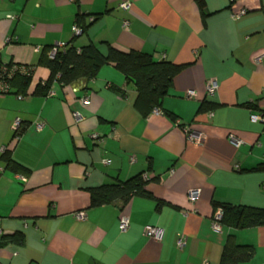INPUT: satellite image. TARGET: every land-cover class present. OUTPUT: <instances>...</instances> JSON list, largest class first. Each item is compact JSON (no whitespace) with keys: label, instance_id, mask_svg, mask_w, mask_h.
<instances>
[{"label":"crops","instance_id":"obj_1","mask_svg":"<svg viewBox=\"0 0 264 264\" xmlns=\"http://www.w3.org/2000/svg\"><path fill=\"white\" fill-rule=\"evenodd\" d=\"M125 1L129 11L120 9ZM204 1L201 9L196 0H0V64L34 69L27 96L0 93V264H220L229 235L255 248L244 264H264V226L212 228L214 203L264 208V171L255 170L264 164V122L252 119L264 112V58L253 61L264 51V0ZM80 17L89 27L74 37ZM70 43L189 66L161 115L140 113L134 84L113 65L93 80L55 82L54 97L35 94L50 78L43 53ZM211 78L219 85L213 96ZM190 90L196 98H187ZM203 103L215 107L199 111ZM188 128L204 135L201 145ZM6 153L25 169L8 168ZM142 173L152 198L90 206L89 189ZM192 189L201 191L196 203ZM81 211L85 221L76 218ZM146 226L161 228L163 239L147 238ZM17 233L22 245L11 241Z\"/></svg>","mask_w":264,"mask_h":264},{"label":"trees","instance_id":"obj_2","mask_svg":"<svg viewBox=\"0 0 264 264\" xmlns=\"http://www.w3.org/2000/svg\"><path fill=\"white\" fill-rule=\"evenodd\" d=\"M196 2L201 9H204V0H196ZM82 21L83 18L80 17L77 23L85 33L89 26L83 25ZM50 50L51 48L46 50L40 60V65L50 70V78L45 84L38 86L35 94L47 96L55 82L62 86H69L79 80H93L104 66L113 65L129 83L134 84L138 94L135 106L145 117L156 109L160 110L162 101L173 88L175 77L189 66V64L178 65L168 61L157 62L149 54L137 51L126 52L109 44L107 55H103L93 43L81 49L70 43L59 50L53 58L49 56ZM22 68L25 70L22 71ZM0 71V80H3L7 87L6 94H14L23 98L28 95L34 69L23 65L0 64ZM214 107L203 103L199 111ZM2 157L12 171L18 172L25 169L14 162L7 153ZM255 170L264 171V164ZM146 185V177L142 173L127 181L91 188L89 189L90 206L100 207L117 200L128 203L136 196L152 198L146 190ZM161 205L162 203L158 202V207ZM214 208L215 212L217 209L223 210L222 226L228 229L246 230L264 226V208L221 203H214ZM11 241L22 245L24 235L17 233ZM255 254L256 250L253 246L239 244L234 235H229L224 245L220 264L249 263Z\"/></svg>","mask_w":264,"mask_h":264},{"label":"built area","instance_id":"obj_3","mask_svg":"<svg viewBox=\"0 0 264 264\" xmlns=\"http://www.w3.org/2000/svg\"><path fill=\"white\" fill-rule=\"evenodd\" d=\"M233 1V0H231ZM132 5L130 2L125 1L120 5V9L124 10V11H129L131 9ZM246 13V11H243L241 15H244ZM236 17H240V16H236ZM10 18H14L12 16H10ZM92 21V20H91ZM129 27V22L125 21L124 22V28L127 29ZM83 31L82 28L79 25H76L73 28V34L74 37L80 36L82 35ZM65 48V45L62 44H57L55 46H53L49 52V56L51 58H53L59 50ZM264 58V51H260L258 52L254 58L253 61L255 64H261ZM25 69L22 68V71H24ZM1 72V71H0ZM45 84V83H43ZM219 89V85H218V81L216 78H211L207 81L206 84V91H207V95L209 96H213ZM0 93L2 94H6L7 93V87L5 86L3 80H0ZM56 94L54 92H52L51 90L48 92L47 96L48 97H54ZM19 98H23V97H19ZM187 98L188 99H194L196 98V93L194 91H188L187 92ZM83 104L84 105H88L89 104V100L88 99H83ZM153 114L156 115H161V111L160 110H154ZM75 118L77 120L81 119V116L79 114H74ZM252 119L254 122H264V112L258 115H253ZM20 126H21V120L17 119L13 125V131L15 133L16 139H20L21 135H20ZM45 127L44 123H39L36 125V129L38 131L42 130ZM188 139L192 142H194L197 145H201L204 142V135L198 132H195L191 129H186L185 130ZM94 138H97L98 135H94ZM232 140H234L236 142L237 145H240L242 143L241 140H237L236 138H233V136H231ZM106 164H109L110 161H106ZM200 190L199 189H192L188 192V200L191 203H196V201L198 200L199 196H200ZM76 218L79 221H85L87 219V214L84 211L78 212L76 214ZM222 219H223V210L222 209H217L216 212L214 213L213 219H212V228L215 232H222ZM130 227V217L128 215H122L120 217L119 220V228L122 232H126ZM144 235L152 240L155 241H161L163 239V235L164 232L161 228L156 227V226H146L144 228ZM177 247L179 249H184L187 245V238L184 235H180L178 237L177 243H176ZM208 264V263H205Z\"/></svg>","mask_w":264,"mask_h":264}]
</instances>
